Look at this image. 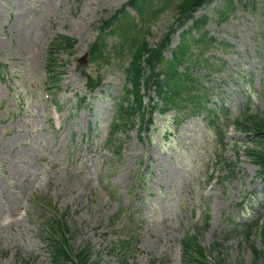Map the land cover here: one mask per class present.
Wrapping results in <instances>:
<instances>
[{"label":"rangeland","instance_id":"374dc122","mask_svg":"<svg viewBox=\"0 0 264 264\" xmlns=\"http://www.w3.org/2000/svg\"><path fill=\"white\" fill-rule=\"evenodd\" d=\"M128 1L0 0V264H49L53 221L69 229L75 253L88 247L102 264H187L189 234L206 264H261L253 248L263 250L264 180L244 150L258 145L232 126L264 110V0H211L195 12L206 17L203 35L196 42L192 30L178 67L191 78L180 96L195 99L155 109L146 133L135 117L111 145L134 44L155 47L170 32L169 58L191 24L179 23L174 0H153L143 18L127 6L136 25L104 33L93 58L98 26ZM59 35L74 42L50 47L51 73ZM86 75L102 83L91 94ZM120 207L135 214L114 220Z\"/></svg>","mask_w":264,"mask_h":264},{"label":"trees","instance_id":"16d2710c","mask_svg":"<svg viewBox=\"0 0 264 264\" xmlns=\"http://www.w3.org/2000/svg\"><path fill=\"white\" fill-rule=\"evenodd\" d=\"M163 2V0H159ZM165 2L168 0H164ZM176 1V2H175ZM211 0H174L175 6L178 9V17L180 24H183L187 19H191V24L188 28L181 32L178 44L174 49H171V56L169 58L163 57V50L167 48L171 34L168 32L155 47L151 46L145 39H139L134 44L133 52L131 54V60L126 70V81L130 83V88L125 87L124 97L119 103V114L114 122V131L126 127L127 125H133L135 117L140 120L139 130L143 127V122L146 117V112L153 113L155 109L160 112H164L171 108L178 109L182 106L180 100L185 102L195 99L187 96H180L181 91L184 89L185 82H188L191 78L187 70L180 71L178 67L180 63L184 61L185 53L188 51L189 46L186 44V40L191 37L192 30H197L198 35L194 38V41H199L203 35L202 25L205 23V16H194V13L209 3ZM126 6H130L135 9L136 12L143 15L147 13L151 14L153 7V0H129L120 9L115 11L109 18L102 21L99 25V35L96 40L90 45L89 50L93 58L101 55L99 48L105 39L104 33H112L114 29L126 31L121 29V25L126 23L127 29H131L134 22L128 20ZM142 11L146 14L141 15ZM148 19V18H147ZM145 19V21L147 20ZM132 20V19H131ZM136 23V22H135ZM173 30V29H172ZM74 40L68 38V36L60 35L53 43V52L62 48L71 47ZM52 52V53H53ZM99 54V55H98ZM52 59V54L50 55ZM158 66L160 68L158 69ZM187 68V66H185ZM99 81V80H97ZM86 82L90 88L95 86L96 80L86 75ZM153 88L154 96H150V102L146 104L142 100L144 94H148V90ZM187 88V86H185ZM141 89L144 90V94ZM160 104V105H159ZM145 124L150 125L151 119H146ZM146 125V126H148ZM237 129L245 133L252 135V142L258 145V147H246L245 152L249 159L259 166V174L264 178V110L261 115L245 116L241 120L235 121ZM232 173V166L229 167V174ZM49 232L50 238H48V245L51 247L52 262L51 264H64L70 261V264H102L99 260L90 261L91 251L88 247L80 249L70 255L67 248V241L65 235L67 228L60 224V222L54 221L50 223ZM247 229V227H246ZM261 237L263 241V250L254 249L255 255L262 254L264 256V227L261 230ZM197 235L190 234L185 236L182 243V259L187 264H206L208 256L204 248H201L197 244ZM222 261L216 260V264H221ZM118 264H127L126 261H118ZM261 264H264V260Z\"/></svg>","mask_w":264,"mask_h":264},{"label":"water","instance_id":"95a60500","mask_svg":"<svg viewBox=\"0 0 264 264\" xmlns=\"http://www.w3.org/2000/svg\"><path fill=\"white\" fill-rule=\"evenodd\" d=\"M85 56H83V57H81V58H79V60L81 61V62H84L85 61Z\"/></svg>","mask_w":264,"mask_h":264}]
</instances>
